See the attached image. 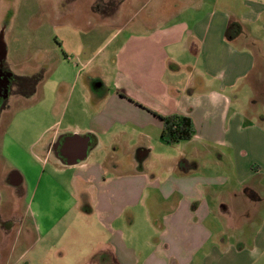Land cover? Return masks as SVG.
Here are the masks:
<instances>
[{
	"label": "crops",
	"instance_id": "0c3cea01",
	"mask_svg": "<svg viewBox=\"0 0 264 264\" xmlns=\"http://www.w3.org/2000/svg\"><path fill=\"white\" fill-rule=\"evenodd\" d=\"M178 1L174 17L129 32L115 47L108 94L97 92L104 83L96 91L71 85L59 116L69 117L66 126L55 119L29 145L4 132L3 156L17 181L8 184L20 185L28 201L23 223L31 222L36 237L34 264H52L48 257L77 226L85 239L63 259L72 264H250L264 252V130L250 126L231 97L251 79L264 84L255 53L263 44L241 24L259 21L264 3ZM230 1L245 11L231 15ZM123 33L114 32L112 42ZM56 101L57 93L53 107ZM148 110L190 118L193 139L166 144L162 121ZM51 116L57 118L55 108ZM127 136L128 143L137 137L128 147L138 149L145 171L115 175V155L106 163L105 151L115 152V138ZM37 146L43 158L22 164ZM216 155L231 173L217 169ZM252 227V249L233 248L232 239L247 244L243 228Z\"/></svg>",
	"mask_w": 264,
	"mask_h": 264
},
{
	"label": "rangeland",
	"instance_id": "374dc122",
	"mask_svg": "<svg viewBox=\"0 0 264 264\" xmlns=\"http://www.w3.org/2000/svg\"><path fill=\"white\" fill-rule=\"evenodd\" d=\"M262 4L264 3V0ZM177 3L183 1L172 0H0V43L5 53L2 65L15 76L34 78L36 93L29 100L16 96L10 100L11 109L5 111L2 134L9 130L10 136L29 145L51 125L61 119L66 98L74 82L77 89L98 83L104 86L97 90L108 94L114 76L112 60L116 46L129 32L146 31L156 27L164 17H174L178 11ZM192 4V0H184ZM231 15L244 12L241 1H230L227 7ZM232 11V13H231ZM264 16L257 22L242 21L243 27L255 31L256 38L262 42L263 52H256L257 65L264 62ZM239 26V25H238ZM241 26V25H240ZM117 30L124 31L123 35L112 42V35ZM120 33V32H119ZM118 33V34H119ZM116 55V54H115ZM102 82H100V80ZM33 80V79H32ZM242 84L234 91L231 97L236 99L234 106L244 115H247L252 127L264 130V84L252 86ZM101 90V91H100ZM91 92V91H90ZM57 93L56 107H53L54 94ZM262 93V94H261ZM55 108L57 118L51 116ZM63 120V121H61ZM62 126H66L69 117L62 118ZM59 121V120H56ZM79 122L81 119L78 120ZM127 137L115 138V152L113 148L105 151V162L113 161L115 155V175H132L145 171L143 162H140L138 149H129L135 142ZM48 140L43 138L40 146ZM138 140V139H137ZM0 138V145L2 144ZM31 153L22 155L21 162L27 165L34 160L33 156L43 158L39 147ZM139 147V146H138ZM14 148V155L20 159L21 155ZM150 159L153 161V155ZM173 152V150H168ZM219 154V152H217ZM33 155V156H32ZM216 155L217 169L223 168L231 173V165L226 159ZM3 160V158H2ZM0 158V161H2ZM143 164V166H142ZM6 165V166H5ZM21 165V164H20ZM4 181L0 185L2 201L0 203V264H34L39 257L36 249L31 245L35 240L32 224L28 220L23 223L27 211L28 201L22 194H18L21 186H11L5 183V178L14 171L3 161ZM150 174L148 170L145 172ZM139 185L136 184L135 188ZM137 190V189H135ZM89 192L91 190H88ZM90 193L86 203L91 204ZM88 201V202H87ZM246 231L247 244H239L232 239L231 246L252 249L250 239L255 230L243 228ZM21 233V234H20ZM231 234L239 237L240 225L237 230L231 229ZM83 231L78 226L68 229L62 238L61 250L50 254L48 259L52 264H72L74 261L63 260L75 256L79 243L84 241ZM244 237V238H245ZM65 244V247H64ZM64 249V250H63ZM65 258H64V257ZM86 264L84 261L78 264ZM116 264V262H115ZM250 264H264V252Z\"/></svg>",
	"mask_w": 264,
	"mask_h": 264
},
{
	"label": "flooded vegetation",
	"instance_id": "af4514ba",
	"mask_svg": "<svg viewBox=\"0 0 264 264\" xmlns=\"http://www.w3.org/2000/svg\"><path fill=\"white\" fill-rule=\"evenodd\" d=\"M5 50L0 43V138H2V144L0 145V185L3 183L4 172L1 164L3 161L5 162V158L3 156V141L4 134H2L3 124L5 121L3 119V114L5 111L11 109L10 100L12 97L16 96L21 99L29 100L36 90L34 88L33 82H31L28 78L22 76H15L11 71L6 70V67L2 65V61L4 58ZM16 175L14 173L10 174V176L5 178V183L15 184ZM3 180V181H2ZM2 201L1 193H0V203ZM1 225V222H0Z\"/></svg>",
	"mask_w": 264,
	"mask_h": 264
},
{
	"label": "trees",
	"instance_id": "16d2710c",
	"mask_svg": "<svg viewBox=\"0 0 264 264\" xmlns=\"http://www.w3.org/2000/svg\"><path fill=\"white\" fill-rule=\"evenodd\" d=\"M33 79V80H32ZM36 77L29 78L31 82ZM157 116L163 123L161 139L169 145H175L185 141H191L195 135L193 122L190 118L178 115L162 116L151 110H148Z\"/></svg>",
	"mask_w": 264,
	"mask_h": 264
},
{
	"label": "water",
	"instance_id": "95a60500",
	"mask_svg": "<svg viewBox=\"0 0 264 264\" xmlns=\"http://www.w3.org/2000/svg\"><path fill=\"white\" fill-rule=\"evenodd\" d=\"M64 152H65V149H64Z\"/></svg>",
	"mask_w": 264,
	"mask_h": 264
}]
</instances>
